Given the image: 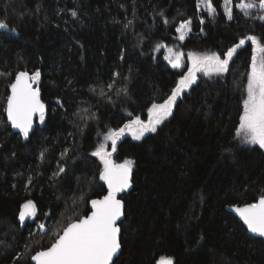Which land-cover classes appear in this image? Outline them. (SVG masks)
Instances as JSON below:
<instances>
[{"label":"trees","instance_id":"1","mask_svg":"<svg viewBox=\"0 0 264 264\" xmlns=\"http://www.w3.org/2000/svg\"><path fill=\"white\" fill-rule=\"evenodd\" d=\"M213 2L215 19L196 0H0V20L16 29L0 30V264H33L28 253L14 256L25 244L33 252L46 248L55 232L88 214L90 200L106 193L102 164L92 153L108 130L146 118L153 103L170 95L184 70L163 54L177 42L181 22L192 20L180 43L184 57H223L245 35L264 37V22L236 8L229 21L222 0ZM251 53L248 43L227 73L201 76L157 132L118 141L115 161L135 164L132 186L121 195L122 249L114 264H154L161 256L175 264H264V239L227 209L264 194V150L236 136ZM22 70L41 72L48 105L45 122L27 140L5 111L9 85ZM61 166L65 172L54 176ZM27 199L37 205V220L21 228L17 215Z\"/></svg>","mask_w":264,"mask_h":264},{"label":"snow or ice","instance_id":"2","mask_svg":"<svg viewBox=\"0 0 264 264\" xmlns=\"http://www.w3.org/2000/svg\"><path fill=\"white\" fill-rule=\"evenodd\" d=\"M7 8V5H5ZM196 8L202 10L207 16L215 19L219 14L217 6L213 0H196ZM223 14L226 19H234V8L246 18L264 22V0H240L234 4V0H222ZM259 10L255 12L254 10ZM75 16L76 12L73 11ZM163 16V13H161ZM168 24L165 18L163 21ZM128 21L125 27L132 25ZM199 23L204 24L203 16L199 18ZM192 20L187 19L179 24L176 31L179 33L178 39L185 40L186 34L192 31ZM0 30L15 32V28H10L7 20H0ZM201 32L203 29L201 28ZM250 42L252 53L250 56L249 71L247 73V83L245 88L246 96L242 101V113L239 116V126L236 135L241 138L246 145H258L264 149V37L257 35H245L239 38L237 43L228 47L220 53L204 54L188 53L191 61L186 73L182 74L171 90L170 95L163 103H153L148 109L147 120L136 116L129 120L122 127L110 129L103 136V143L92 153L99 158L102 170L99 172V179L107 186V194L101 198L90 200L89 214L79 216L66 223L58 232L53 234L51 243L46 248L35 250L24 245L25 252L17 253L14 261L28 253V258L34 264H114L113 258L117 256L121 249V227L122 217L125 215L124 200L118 198L120 193L126 192L132 186V173L135 164L134 160L125 159L122 163H117L113 159V153L117 151L118 141L126 134H130L134 139L141 140L148 133H155L169 117L172 116L178 98H182L186 90L196 83L197 73L206 75H223L229 71V64L237 55L238 50L244 48ZM167 47L166 45H158ZM164 57L173 68H182L181 63L185 53L168 47ZM123 59V55H121ZM2 75V74H0ZM119 76V73H114ZM41 72L39 70L30 74L28 71H19L14 82L9 87L11 94L7 96V119L11 126L19 130V134L27 140L34 132V123L43 124L46 116V105L41 99L39 80ZM112 83L107 87L111 89ZM37 85L33 87V85ZM122 92L126 95L127 89ZM103 95V91L101 90ZM109 99H111L109 97ZM110 148L109 151V143ZM67 154V150L61 153ZM43 158V153H41ZM65 172L64 167H59L57 176ZM28 183L31 184L29 178ZM235 213L246 225L250 233L264 237V194L253 203H245L243 206H233ZM38 208L32 199H27L18 211L17 220L21 228L25 227L28 220L36 221ZM45 218L51 213L44 214ZM36 228L46 234V225L38 222ZM50 230V229H49ZM33 235L29 230V236ZM154 264H175L172 257L161 256Z\"/></svg>","mask_w":264,"mask_h":264},{"label":"rangeland","instance_id":"3","mask_svg":"<svg viewBox=\"0 0 264 264\" xmlns=\"http://www.w3.org/2000/svg\"><path fill=\"white\" fill-rule=\"evenodd\" d=\"M201 12H203L202 10H200ZM256 11H258L259 12V10L257 9ZM182 23V22H181ZM179 27V26H178ZM190 35V33H188V34H186V37L187 36H189ZM178 36H179V33L177 32V35H176V40H177V42L175 43V45L172 47L174 50H178V51H180V49H181V44L180 43H182L183 41H180L179 39H178ZM248 43H250V42H248ZM192 53V52H191ZM197 54H199V53H197ZM209 54H212V53H209ZM166 55H168V53H167V51L166 52H164V54H163V57H165ZM200 55H204V54H200ZM167 61V60H166ZM168 62V61H167ZM184 66L182 67V68H174V69H177V70H179V71H181V70H184L183 71V74L184 73H186V71H187V69L189 68V67H191V61L188 59V55L186 56V57H184L183 58V60H182V62H181ZM206 76V74H204V73H202V72H198L197 73V80H196V82L198 81V79L201 77V76ZM187 91V90H186ZM246 96V95H245ZM163 103V102H162ZM140 117V116H139ZM141 118V117H140ZM147 118H148V113H147V117L146 118H141V119H143V120H147ZM134 119V118H133ZM128 123V122H127ZM239 126V125H238ZM237 129H238V127H237ZM237 129H236V131H237ZM125 136H130V137H132L130 134H128V133H126L123 137H125ZM237 136V135H236ZM122 137V138H123ZM121 138V139H122ZM237 138H238V140L242 143V141H241V138L240 137H238L237 136ZM120 139V140H121ZM104 141H102V143H103ZM109 143V151L111 150V148H110V142H108ZM243 145H246V144H244V143H242ZM264 150V149H263Z\"/></svg>","mask_w":264,"mask_h":264},{"label":"water","instance_id":"4","mask_svg":"<svg viewBox=\"0 0 264 264\" xmlns=\"http://www.w3.org/2000/svg\"><path fill=\"white\" fill-rule=\"evenodd\" d=\"M180 51H182V49H180ZM22 71H26V70H22ZM29 72V71H28ZM30 74H32V72H29ZM18 74V73H17ZM16 74V75H17ZM15 79V78H14ZM13 82H14V80H13ZM37 85H33V87H36ZM39 88H40V83H39ZM40 93H41V88H40ZM10 94H11V90H10ZM9 94V95H10ZM41 99H42V96H41ZM42 101L45 103V105H46V108H48V105H47V103L42 99ZM6 107H7V105H6ZM6 117H7V113H6ZM8 120V119H7ZM8 122L11 124V122L8 120ZM36 126H37V122L36 123H34V129L36 128ZM13 128V127H12ZM13 129H15V128H13ZM15 130H18V129H15ZM19 131V130H18ZM32 134V133H31ZM30 134V135H31ZM113 155H114V153H113ZM114 159V158H113ZM115 160V159H114ZM117 163H122V162H117ZM132 177H133V173H132ZM106 185V184H105ZM130 189V188H129ZM128 189V190H129ZM128 190H126V191H128ZM107 194V186H106V193L104 194V195H106ZM121 195H122V193H120L119 194V196H118V198H120V199H122L121 198ZM102 197V196H101ZM101 197H97V198H101ZM97 198H94V199H97ZM253 203V202H252ZM125 205V204H124ZM244 204H241V205H239V204H235V205H231V206H229V207H227V209L229 210V211H231L235 216H237L238 218H239V216L235 213V211H234V207L233 206H243ZM89 214V213H88ZM124 219V217H122V220ZM240 219V218H239ZM28 221H32V220H28ZM27 222V221H26ZM121 227V226H120ZM245 227H246V225H245ZM246 229H247V227H246ZM249 232V231H248ZM121 233H122V230H121ZM250 233V232H249ZM251 235H253V236H256V237H260V236H258V235H256V234H253V233H250ZM260 238H262V239H264V237H260ZM121 249H122V245H121ZM121 249H120V251L118 252V254H117V256L116 257H118V255L120 254V252H121ZM116 257H114L113 258V262H114V260L116 259ZM33 264H34V262H33Z\"/></svg>","mask_w":264,"mask_h":264}]
</instances>
